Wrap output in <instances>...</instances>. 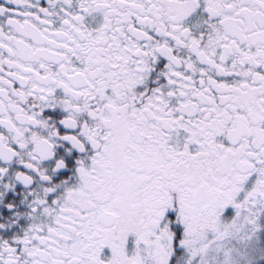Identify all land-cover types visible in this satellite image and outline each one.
<instances>
[{"label": "snow or ice", "instance_id": "snow-or-ice-1", "mask_svg": "<svg viewBox=\"0 0 264 264\" xmlns=\"http://www.w3.org/2000/svg\"><path fill=\"white\" fill-rule=\"evenodd\" d=\"M0 264H264V0H0Z\"/></svg>", "mask_w": 264, "mask_h": 264}]
</instances>
